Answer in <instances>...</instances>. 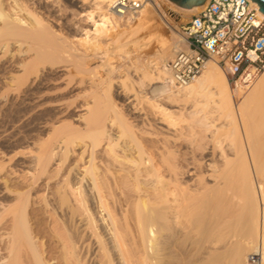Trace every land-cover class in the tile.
Here are the masks:
<instances>
[{
	"label": "bare ground",
	"instance_id": "6f19581e",
	"mask_svg": "<svg viewBox=\"0 0 264 264\" xmlns=\"http://www.w3.org/2000/svg\"><path fill=\"white\" fill-rule=\"evenodd\" d=\"M84 1L88 3L84 25L77 34L68 37L41 16L40 0H0V60L10 54L20 55L17 72L1 73L0 99L7 98L5 105L20 103L21 109L45 105L40 100L42 97L45 100V86L54 82L51 72H64H59L66 82L62 93L64 88L85 87L76 95L85 99L80 106L85 113L79 115V124L65 123L62 119L63 123L52 125L46 139L38 144L34 169L22 176L20 192L11 194L7 187L0 190V196H5V199L0 197V243H3L0 264H177L167 253L174 240L170 218H181L186 208L195 213L207 203V197L203 196L209 193L221 207L228 208L233 197L243 201L240 239L224 248L232 264H249V253L258 255L260 264H264V73L250 86L234 90L226 71L210 61L194 82L179 87L173 81L168 63L186 50L187 44L173 31L160 2L192 16L205 4L186 9L169 0H146L140 13L130 18L132 21H124L125 18L111 13L114 0H81L80 8ZM253 3L264 18L258 3ZM148 12L158 16L173 35L170 38L158 35L154 61L147 57L135 62L141 83H133H137L138 91L129 81L130 75L122 79L121 85L124 95L131 96L133 108L147 103L148 106L144 105L152 109L149 112L167 124L164 132L171 133L155 132L156 137H162L154 141L148 139L149 133L152 135L149 129L134 125L136 118L133 123L129 121L112 95L113 85L109 86L97 71L101 68L111 78H117L119 71L109 61L110 57L128 59L132 54L127 50L129 45L139 49L143 46L132 38L158 28ZM93 56L102 62L99 67L93 68L89 63ZM125 71L130 73L128 67ZM57 76L55 79L60 81ZM57 88L44 91L58 94ZM68 90L66 94L70 93ZM15 93L20 94V100L9 99ZM236 97L240 100L236 101ZM50 98L45 100L49 105ZM75 101L79 104V100ZM216 121H221V125H215ZM185 123L186 127L191 126V134H196V125L210 131L213 139L221 134L229 141L230 150V154L220 153L219 162L215 161L218 155L210 160L206 174L203 173L206 177L201 174L193 180L198 186L206 179L211 184L197 186L192 191L183 187L184 175L178 169L176 142L181 140L179 137L185 131L181 124ZM3 171L0 167V184L6 186ZM41 187L48 194L36 209L33 199ZM218 208L210 218L218 228L216 231L211 226L213 232L221 235L224 229L229 231L228 223L232 226L233 222ZM38 212L50 214L55 248L47 246L41 250L37 243L34 217ZM52 214L59 216L60 222ZM228 235H224L226 239Z\"/></svg>",
	"mask_w": 264,
	"mask_h": 264
},
{
	"label": "rangeland",
	"instance_id": "374dc122",
	"mask_svg": "<svg viewBox=\"0 0 264 264\" xmlns=\"http://www.w3.org/2000/svg\"><path fill=\"white\" fill-rule=\"evenodd\" d=\"M40 1L42 2V3L40 2L41 16L45 20L49 21L54 26V28L56 30H58V31L61 30L62 31L61 33H63L64 35H66L68 37H73L75 35V33L77 34L81 30V27L84 25V23H83L84 19H86V17H83V15L86 13V11H88L87 1L86 2L84 1V6H82L81 8H80L81 0H49V1H47V3L43 0H40ZM79 2H80V5H79ZM160 4H161L162 10L164 11L166 17L171 22L172 28L174 27L173 31L178 33L180 36L183 37L182 28L191 20L192 15H186L180 11H177V10L173 9V7L168 3L160 2ZM149 13L151 14V16L149 15ZM147 14L149 15L150 19L153 18V20L156 21L158 28L155 32L144 31V32H141L140 34H138L132 38L133 42H139L143 46L139 49L135 45L133 47L129 45L127 47V50L130 51L132 54L130 57H128V59L125 58L122 60L121 57L114 56V55H112L110 57L109 61L110 62L113 61L111 64L115 68H117L119 71L118 75H116L117 78H114V77L111 78L101 68H99V70H97V71H99L100 74L103 75L104 79L107 80L109 86L111 84L113 85L111 88L112 89V95L114 98L117 99L121 108L126 113L129 121L131 120L133 123V120L136 118L134 120V125L138 126V128L146 127L144 129H149V131L148 130L147 131L151 132L152 135H150V133H149L148 137L149 136L150 137L149 138L147 137V138L149 139V141H154L156 138L160 139L162 137V136L156 137L155 132L161 133V134L171 133L169 130H168L169 131L168 133L164 132L167 130V127H166L167 124L164 123L165 121L160 119V117L155 116L154 112H152V114L150 113L152 111V109L150 106H149L150 108L147 107L148 106L147 103H141L136 108L135 107L133 108V106H132L133 104L131 102L132 98H130L131 96L124 95L122 85H121L122 79H124L125 76L127 77L128 75H130L134 81H132L131 78H129V81L131 80V83L133 84L134 88L138 91L139 87L137 86V83H133V82L141 83L140 75L137 71H135L136 66H137V65H135V62H138V61L142 60L143 58L147 59V57H149L147 60H149L150 57H152L151 61H154L155 59L153 57L157 56V54L155 53V50H156L155 47L158 44L156 41L157 38H159L158 35H160V36L165 35L169 38L173 35L172 30L170 28H168L167 26H165L163 21H161V19L158 16L156 18V15L154 16V14H152L151 12H148ZM129 19H126L124 21H132L131 19L130 20ZM175 29H176V31H175ZM169 55L172 56V54H169ZM19 61H20V55L19 54L18 55L16 54V56H13L10 54V55H7L6 57L2 58L0 60V77H1V73H4V72H14V73L17 72L16 63H18ZM88 61L93 68L96 65H97L96 67H99L100 64H102L100 59L94 58V56H93V59L90 58ZM119 65H120V67H122L121 70L119 68ZM127 67L130 70V73L125 71ZM57 71H55V72H57ZM59 72H60V74H64L63 71H58L57 72L58 74L57 73L55 74L54 72L52 74V72H51V76L52 75H54V76L59 75V76H57V78L60 77V81H59V79H55L56 76L55 77L52 76V79L54 78V80H52V81H54L55 83L51 82L50 85H47V86H45L46 88H44L45 91H46V89L56 90V86H59V88H57L58 94L56 91H54L52 93V92H50L51 90L50 91L47 90V92H45L43 90V93H45L46 95L49 94L47 96L43 95L45 97V100L49 99V96L51 98L53 97L52 98L53 100L50 98L51 102L53 101L52 106H51L52 103L50 102V105H49V102H46L43 97L40 101H41V104H43V102H44L45 105L39 106V108L37 106V107H27L25 109L19 108L20 103L13 105L7 101L8 103H7V105H5L7 98L4 97L5 100L3 98L0 99L1 100L0 101V167H2L4 169L3 175L7 180L6 186L0 184V190L7 187L10 189L11 194L16 193V192L19 193L20 192V185H22V183H24L23 182L24 179H22V176H24L26 173H28V171L34 169V166H35V163H33L35 160L34 154H36V152L39 148L38 144H40V142H42L44 139H46L47 135L51 132V130H49V129H51L52 125H58L62 121V119H63V122H65V123L70 121L72 123L75 122V124L78 125L79 122L77 120L79 118V115L82 113L83 114L85 113L83 108L80 107L82 105L81 103L85 102V99L83 100L82 98H80L81 99L80 100L79 98L76 97V95L78 93L77 91L81 92L85 87L84 86L69 87L68 89L73 88V90H75V91H73L72 89H70L72 92L70 90L64 88L63 93H62V85H63V87H65L64 84L66 82H65V80H63L61 78L62 75L60 76ZM262 75L263 74H261L259 76V78ZM61 79L64 82L61 81ZM114 79H115V81H114ZM55 80H57V81H55ZM111 80H112V82H111ZM59 82H60V85H59ZM52 83H54L55 85L57 83L58 84L55 86ZM0 86L3 87V85H1V84H0ZM1 87H0V89H1ZM65 89L68 90V92H70V93L67 92L68 94H66ZM233 89L236 90L234 87H233ZM60 92H61V95L59 94ZM69 95L73 96L72 98H74V95H75V97L77 99L76 98H74V99L79 100V104H78V101L76 102L72 98H71L72 99V101H71V99H70L71 96H69ZM63 96H65V98L66 97L68 98V100H66L68 103L65 102V100H64L65 98ZM9 99L12 101H14L16 99L20 100V94L15 93L14 95H11L9 97ZM61 99H62V101H61ZM235 100L239 101L240 98L236 97ZM47 101H49V100H47ZM46 103L50 107L47 106ZM71 103H72L73 107L71 106ZM67 104L70 105L72 107V109H69L67 111V107L68 108L70 107ZM144 104H147V106ZM57 105L59 106L58 108L55 107ZM74 105H77L78 108ZM64 106H66V107H64ZM53 107H55V109H53ZM60 107H62L63 109H61ZM28 109H29V111H28ZM56 111L60 114H62L63 112L64 113L62 115H59ZM63 115H64V117H63ZM213 116H216V115H213ZM25 117H27V118H25ZM63 122H61V123H63ZM182 124H181V128L182 129L185 128V129H183V131L185 130L184 131L185 134L184 133L181 134L180 135L181 138L179 137V139H181V140L178 139L179 141L176 142V147H177L178 152H179L178 160H179L180 168H178V169H180L182 174L184 175V176L182 175L183 177L181 176L183 178V179L181 178V181L184 185L183 187H187V191H189V189L192 191L193 188L195 190L198 186L197 182L193 181V180H196L203 173L206 174L207 164L210 163V160H215L217 158L215 161L219 162L220 161L219 156H221L220 153L225 152L227 154H230V153H228V152H230L229 147H228L229 141H227L226 138L224 136H222L221 134L216 136V138L218 140L216 138L213 139L211 137L212 135L210 134L211 133L210 131L206 132V130L203 127H200V129H199L198 125L195 126V127H197L196 129L194 127L196 134L195 133L191 134L192 133L191 129H190L191 126L189 125L190 127L189 126L186 127L188 124L185 123V125H183L184 126L183 127ZM216 124H217V126L218 125L220 126L221 121L220 122L216 121L215 125ZM46 125L49 127H47ZM181 128H180V131L182 130ZM202 128L205 131H203ZM76 151L78 152L79 148H76ZM190 172H192V173H190ZM205 174H203V175L206 177ZM195 177H196V179H195ZM187 183H188V185H187ZM207 184L208 185L211 184L210 180L206 179V180L202 181V186L207 185ZM202 186L200 185L198 187L201 188ZM41 188L42 189H39L40 191L38 190L37 192H35L34 199H33L35 204H36V206L34 205V207L36 209H38L40 206H42V203H43V202H41L42 198L44 196H47V194H48V193H45L46 192L44 190L45 187L44 188L41 187ZM206 192H208V191H204V194H206ZM0 197L2 199H5V196H0ZM203 197H205V199L207 197V199H208L207 203L203 204V206H202V208H204L203 210H202V208H200L199 210H196L194 213V211L189 212V209L187 210V208H186V210H184V212H182L185 215H181V218L179 217L180 219L178 218L177 220H173L172 218H170L171 219L170 221L172 223L169 224L170 227L169 226L168 227L170 228L171 232L174 234V238H173L174 240L171 239V241L172 240L173 241L170 242V244L168 246L169 248L167 250V253H168V255L172 256V258H175L177 260V262H175L177 264H232L230 255H229V253H227L225 251L224 248H226L227 246L231 247L233 244H235V243H233L234 241L237 242L238 238L240 239V232H241L240 230H242L241 227H243V220H244V217H242V216H244V211H242L243 210V203H242L243 201H241V198H239L238 196L236 197V199H234V197H233V200H232L233 202L227 204L228 208H227V206H222V207H224V208H222L220 205H217L218 203L216 201H214V198L210 195V193H209V195H207V196L204 195ZM209 199H210V201H209ZM38 201L40 202V204ZM239 203H241V204H239ZM231 205H233V206H231ZM217 207L221 208L220 209V211H222L221 213H223V214L225 213V215L228 217L230 216L228 218L229 221H231V223L233 222L235 224L234 225L232 223V226H231V224L228 223V230L229 231H227V229L223 230L225 233L227 232V234H229L227 236L228 239L225 238L224 235H227V234L223 233V231H222V233H220L221 235H217L219 233H217V232L215 233V231L213 232V230H212V227H213V229L215 228L214 227L215 221H213L214 219L211 220L210 217H211V214H212V216L214 215L213 212L216 210ZM239 207H241V208H239ZM226 209H228V211H226ZM49 210H50V208H49ZM229 211L230 212L233 211V212L229 213ZM38 214H39V216H38ZM38 214L36 215L37 217L36 216L34 217V222L36 223V228H37V237H38L37 243H38L41 250H45L47 248V246H49L51 248H55V246H56L55 240L52 238L51 233H50V230L52 229V226H53L52 221L50 220L51 219L50 214L44 213V212H38ZM52 216H53V214H52ZM168 216L169 217L172 216L171 211H170V213H168ZM226 216H224V217H226ZM58 217L59 216H55V215L53 216V218L57 221L59 220V219H57ZM228 219H225V220L228 221ZM211 221H213V222H211ZM58 222H60V221H58ZM176 224L178 226H176ZM191 226L194 228H192ZM171 227H173V229H171ZM47 228H49V229H47ZM190 228L194 229V230H191ZM239 228H241V229H239ZM216 229L218 230L217 227L214 230H216ZM170 230H167L168 234H170ZM221 236H223V237H221ZM222 238H224L225 242H227L228 245H227V243H225L223 241ZM220 241L222 243H220ZM229 242H230V244H229ZM221 244H223V245H221ZM2 245H3V243H0V246H2ZM252 254L253 253H249L248 257Z\"/></svg>",
	"mask_w": 264,
	"mask_h": 264
},
{
	"label": "built area",
	"instance_id": "2783aa9c",
	"mask_svg": "<svg viewBox=\"0 0 264 264\" xmlns=\"http://www.w3.org/2000/svg\"><path fill=\"white\" fill-rule=\"evenodd\" d=\"M146 0H114L111 13L133 18ZM187 44L168 63L174 83L183 87L194 82L206 64L216 62L227 73L231 85L247 87L264 72V18L251 0H208L182 28ZM249 264H260L252 254Z\"/></svg>",
	"mask_w": 264,
	"mask_h": 264
},
{
	"label": "water",
	"instance_id": "95a60500",
	"mask_svg": "<svg viewBox=\"0 0 264 264\" xmlns=\"http://www.w3.org/2000/svg\"><path fill=\"white\" fill-rule=\"evenodd\" d=\"M172 3L178 5L179 7L191 9L196 6L204 5L206 0H169ZM253 2L258 3L260 6V11L264 13V0H253Z\"/></svg>",
	"mask_w": 264,
	"mask_h": 264
}]
</instances>
